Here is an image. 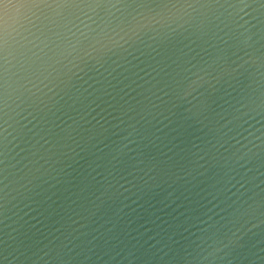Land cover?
Masks as SVG:
<instances>
[{
	"label": "water",
	"instance_id": "obj_1",
	"mask_svg": "<svg viewBox=\"0 0 264 264\" xmlns=\"http://www.w3.org/2000/svg\"><path fill=\"white\" fill-rule=\"evenodd\" d=\"M0 264H264V0H0Z\"/></svg>",
	"mask_w": 264,
	"mask_h": 264
}]
</instances>
